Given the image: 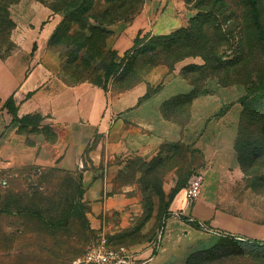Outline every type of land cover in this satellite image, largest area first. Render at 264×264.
Masks as SVG:
<instances>
[{"label":"rangeland","instance_id":"rangeland-1","mask_svg":"<svg viewBox=\"0 0 264 264\" xmlns=\"http://www.w3.org/2000/svg\"><path fill=\"white\" fill-rule=\"evenodd\" d=\"M39 1L50 6L59 17L47 40L48 48L58 53L61 63L72 50H78V53L73 52L72 55L78 56L79 52L80 56L84 55V59L77 58L71 64L77 75H73L72 79L97 84L95 79L100 77L102 82L99 86L111 87L116 91L125 90L129 83L130 88L136 86L145 79L151 69L146 64L139 63L131 67L129 63L137 35L141 45L147 44L154 35L170 34L189 25L198 10L195 0H122L123 7L118 9L120 12L134 5L136 10L127 20L121 18L102 25L108 36L102 59H96L85 53V49L80 51L76 44L62 46L51 41L56 29L69 17V11L72 10L67 9L69 0ZM260 1L264 25V0ZM212 2L214 0H211V6ZM95 5L97 10L101 11L110 3L97 0ZM231 7L236 11L237 21L242 22L246 10L241 0H234ZM186 17L187 23L178 26L179 19ZM135 19L136 24H133ZM12 20L14 21L13 17ZM90 22L96 23L93 20ZM160 23L168 25L157 27ZM223 28L234 31L229 36L230 40L221 46V49L226 51L222 54L223 59L241 57L243 62L249 63L248 68L241 70V77L258 74L264 68V43L259 39L257 31L252 26H246L239 35L238 30L242 28V24L236 27L224 24ZM86 31L89 33V30ZM10 34L12 36V29ZM10 39L8 46L3 45L0 58L17 49L12 37ZM121 59L122 65L129 69L130 74L137 76L131 80L129 75L126 76L128 79L123 80L111 77L106 81V64L111 65L113 61ZM77 61L79 66L76 67L74 63ZM180 61H185L183 66L204 62L200 56H188L175 62V65ZM195 75L199 89L192 102H187L186 96L179 94L172 96L164 106V112L174 113L184 122V125H181L182 137L165 142L150 159L140 155L128 158L117 172L110 174L114 181L111 193L124 192L129 201L125 208L116 209L113 213L103 216L97 227L92 226L85 187L84 192L79 194L71 181V176L76 178L79 172L38 164L0 165V264H75V260L84 256L101 231L108 234L115 247H144L161 232L163 234L167 218L174 215V210L181 209H172L173 189L181 184L185 191L190 177L195 172L204 177L201 200L212 197L217 200V206L221 209L264 224V102L252 104L249 116L251 114L254 117L245 118L242 124L240 120L244 107L240 100L246 93L245 83L223 85L213 74L206 78L201 77L202 73L196 72ZM169 89L170 87L166 91ZM201 97L206 100L205 104L199 100V106H206L203 109L205 123L199 118L192 119V104L195 99ZM224 115L226 130L222 135L213 125L215 119ZM209 119H212V123L207 128ZM237 125L242 128L241 148L236 146L238 133L233 139L229 137L236 132ZM9 191L15 193L17 202L6 210L3 203ZM20 202L33 206L39 212L28 213L25 209L19 210L17 204ZM187 215L185 212L175 216L189 222ZM235 221L240 222L238 219ZM197 228L204 231L199 226ZM241 236L242 238L234 237L233 240L246 243L247 239L264 241V238ZM223 237L225 236H213L206 247L212 246L217 239L221 241ZM246 243H238L244 254L234 257L230 264H264V244L258 246L253 241ZM229 245L221 242L220 246L224 247L221 251H225ZM194 253H190L183 264Z\"/></svg>","mask_w":264,"mask_h":264},{"label":"crops","instance_id":"crops-1","mask_svg":"<svg viewBox=\"0 0 264 264\" xmlns=\"http://www.w3.org/2000/svg\"><path fill=\"white\" fill-rule=\"evenodd\" d=\"M11 14L15 22L11 37L17 49L0 58L1 104L14 95L19 115L40 113L44 117L41 124L50 125L56 137L49 139L41 130H20L19 122H12V114L1 108L0 165L38 164L81 172L89 216L97 227L103 216L125 208L129 201L124 192L111 193L114 181L110 174L128 158L140 155L150 159L165 142L182 137V126L167 118L163 107L172 96L192 88L181 73L185 61L173 69L158 64L142 82L123 91L89 81L72 82L61 69L58 53L47 46L59 18L52 8L39 0H18L12 4ZM187 20L179 19L178 26ZM199 100L206 101L204 97L194 100L192 119L205 123L206 106H199ZM225 116L215 119L213 125L222 135ZM211 123L212 119L207 120V128ZM237 129L229 137L233 139ZM178 208L234 234L264 238V224L221 209L212 197L188 206L182 189L172 202V209ZM213 236L172 215L167 218L158 251L153 254L150 242L136 250L148 258L143 264H183L190 253L207 248Z\"/></svg>","mask_w":264,"mask_h":264},{"label":"trees","instance_id":"trees-1","mask_svg":"<svg viewBox=\"0 0 264 264\" xmlns=\"http://www.w3.org/2000/svg\"><path fill=\"white\" fill-rule=\"evenodd\" d=\"M16 0H0V53L3 45L8 46L11 41V29L13 30L15 23L12 20L10 13V6ZM109 2L110 5L104 10L98 11L96 8L97 0H69L67 3V9H72L69 11V17L66 22L56 29L51 41L56 44H61L62 46L67 45H77V48L81 51L85 49V53H89L93 58H101L104 54V49L106 46V37L108 34L102 25L110 24L116 19L124 18L128 19V16L136 10L135 5L129 6L123 11H119V8L123 7L121 4L122 0H105ZM188 2L194 0H187ZM196 6L198 8L197 13L191 18L189 25L183 26L170 34H160L152 36L147 44L141 45L139 35L136 36L133 45V53L129 63L131 67H135L136 64L149 65L152 69L158 64H167L170 69H173L175 62L186 58L188 56H200L204 60L203 63L187 64L182 67L181 73L184 78H186L192 85V88L187 93L177 94L179 96H186L187 102L191 103L196 96L199 87L196 85V75L195 73H202L201 77H208L213 74L215 77L219 78V81L223 85H227L234 82H243L246 85V93L241 97L240 103L244 107L242 110V118L240 123L245 118H253L254 115L249 116V109L252 104H260L264 102V68L256 75H251L249 77H241L242 69H246L250 66L249 63L243 62L240 58H231L230 60H224V51L221 46L225 44L226 41L230 40V35L234 32L228 28H223L224 24L227 26L236 27V25L242 24V28L238 30V34L244 30L246 26H252L259 36V39L264 43V25L261 18V1L260 0H241L245 11V17L242 22L237 21L236 11L232 9L231 5L234 4V0H214L211 4V0H195ZM125 8V6H124ZM114 11H117L114 13ZM229 12V13H227ZM96 23H91L90 21ZM231 22H227V21ZM89 30V33L86 31ZM239 34V35H240ZM62 42V43H61ZM52 43V44H53ZM59 45V46H61ZM243 51V48H242ZM73 52L78 53V50H72L68 53L66 59H62L61 69L68 80L72 82H78L79 80L72 79L73 75L77 76L74 69L71 68V64L77 60V58L84 59V55L78 56L72 55ZM75 53V54H76ZM227 55V54H226ZM1 56V55H0ZM240 56V55H239ZM123 59L120 61H113L111 65L106 64V74L105 80L108 81L111 77L115 80H123L128 77L130 80L136 77V74H130L129 69L122 65ZM77 67L79 66L78 61L74 63ZM150 69V70H151ZM140 73V71H137ZM150 72V71H149ZM127 78V79H128ZM199 78V77H198ZM97 84H101L102 78L95 79ZM130 83L126 86V89L130 88ZM128 87V88H127ZM125 89V90H126ZM176 96V95H175ZM169 100V99H168ZM167 100V101H168ZM1 101V99H0ZM167 101L164 103H167ZM264 104V103H263ZM254 106H252L253 108ZM1 108H6L12 114V122H19L20 130L22 131H43L48 136L49 139H55L56 132L50 125H42L43 116L36 113H29L20 116L18 113V103L14 95H10L3 104L0 105ZM251 108V110H252ZM225 109V108H224ZM163 110L164 107H163ZM165 116L184 125L177 118L174 113L167 114L164 112ZM237 148H241V137L242 128L241 125L237 129ZM162 147V146H161ZM36 165V164H31ZM61 169L60 167H57ZM72 183L74 182V187L79 194L84 192L83 184V174L78 173L77 177L71 176ZM182 189V185L178 184L172 192L171 198L173 199L175 195ZM15 193L9 191V193L4 197V209L9 210L13 203H16ZM72 207V204L70 205ZM17 207L19 210H27L28 213L39 212L33 206H28V204L18 203ZM70 207V208H71ZM85 209V207H84ZM70 210V209H69ZM34 214V213H33ZM192 224L198 227L197 222H192ZM109 237V236H108ZM110 241L111 238L109 237ZM234 236H225L221 238V241H217L210 247L199 249L194 251L195 253L192 257L187 259L185 264H230L233 262L232 259L236 256H240L243 253V248L238 247V243H246L244 241L233 240ZM247 243L253 241L255 245L261 246L264 241L257 239H247ZM112 242V241H111ZM230 244L225 251H221L222 248L220 243ZM246 243V244H247ZM189 257V256H188ZM226 261V262H225Z\"/></svg>","mask_w":264,"mask_h":264},{"label":"built area","instance_id":"built-area-1","mask_svg":"<svg viewBox=\"0 0 264 264\" xmlns=\"http://www.w3.org/2000/svg\"><path fill=\"white\" fill-rule=\"evenodd\" d=\"M82 165V162H80ZM204 177L201 173L195 172L189 179V183L185 188L187 205H193L198 199L201 198L203 191ZM174 215H181L185 213V209L174 210ZM187 220L189 222H197L199 227L204 231L220 235V236H234L242 238V236L234 234L230 231L210 225L204 220L198 219L193 215L188 214ZM162 232L152 241L151 246L153 254L161 248L162 245ZM152 254V255H153ZM148 258H143L140 255V251L124 245L113 246L108 234L105 231H101L97 239L90 245L84 256L75 260V264H143Z\"/></svg>","mask_w":264,"mask_h":264}]
</instances>
